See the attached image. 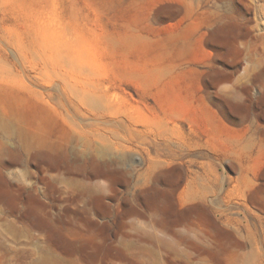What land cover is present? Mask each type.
I'll list each match as a JSON object with an SVG mask.
<instances>
[{
    "label": "rangeland",
    "instance_id": "374dc122",
    "mask_svg": "<svg viewBox=\"0 0 264 264\" xmlns=\"http://www.w3.org/2000/svg\"><path fill=\"white\" fill-rule=\"evenodd\" d=\"M95 149L128 184L26 173ZM0 264H264V0H0Z\"/></svg>",
    "mask_w": 264,
    "mask_h": 264
},
{
    "label": "bare ground",
    "instance_id": "6f19581e",
    "mask_svg": "<svg viewBox=\"0 0 264 264\" xmlns=\"http://www.w3.org/2000/svg\"><path fill=\"white\" fill-rule=\"evenodd\" d=\"M96 153L94 156H89L88 161H83L77 156L73 158H63L56 159L49 156H36L35 161H37L36 172L26 173L29 176H36L38 182L43 184L45 187L49 186V183L65 184L71 187L73 190L79 192L80 198L90 197L97 193L100 188H102L101 183L105 184L107 187L112 188L114 182L124 181V183H129L128 173L123 171V166L129 163L131 159L127 155L115 156L109 149H95ZM25 165V162H23ZM97 168V173L95 177L101 178L102 182H90L86 179L91 176V170ZM152 164L146 169L147 182H153L152 179ZM36 183L33 184V188H36ZM10 187H19L16 184H10ZM154 185L148 187L145 209L139 211L135 208H131L130 214L135 216H146L152 224H156L159 220L155 207L154 200ZM94 203V202H93ZM95 204V203H94ZM93 204V205H94ZM163 227L166 229L175 239L182 243L190 242L191 231L188 227L184 226L183 230H174L173 225H169L166 219H162ZM181 223V222H180ZM182 223H184L182 221ZM233 224V222H229ZM178 225V224H176ZM187 225V224H182ZM227 226V225H226ZM229 227V226H228ZM234 234V233H233Z\"/></svg>",
    "mask_w": 264,
    "mask_h": 264
}]
</instances>
